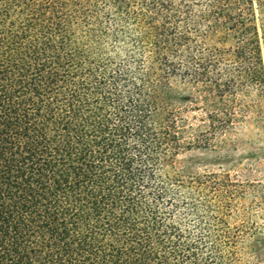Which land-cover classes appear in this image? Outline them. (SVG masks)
Listing matches in <instances>:
<instances>
[{
    "label": "trees",
    "instance_id": "obj_1",
    "mask_svg": "<svg viewBox=\"0 0 264 264\" xmlns=\"http://www.w3.org/2000/svg\"><path fill=\"white\" fill-rule=\"evenodd\" d=\"M256 1L0 0V264H238L183 155L264 83Z\"/></svg>",
    "mask_w": 264,
    "mask_h": 264
},
{
    "label": "rangeland",
    "instance_id": "obj_2",
    "mask_svg": "<svg viewBox=\"0 0 264 264\" xmlns=\"http://www.w3.org/2000/svg\"><path fill=\"white\" fill-rule=\"evenodd\" d=\"M254 7L264 69V0ZM234 100L235 118L212 152L193 150L183 158L212 170V217L224 216L231 237L239 238L238 264H264V83Z\"/></svg>",
    "mask_w": 264,
    "mask_h": 264
}]
</instances>
